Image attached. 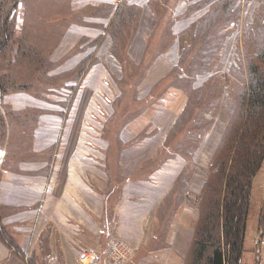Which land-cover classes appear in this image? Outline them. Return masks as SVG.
<instances>
[{
  "label": "crops",
  "instance_id": "crops-1",
  "mask_svg": "<svg viewBox=\"0 0 264 264\" xmlns=\"http://www.w3.org/2000/svg\"><path fill=\"white\" fill-rule=\"evenodd\" d=\"M196 1L126 0L116 12L115 0H18L17 33L27 28L30 40H46L38 51L49 69L39 79L24 72L32 63L0 58L19 64L6 70L7 83L46 86L40 96L0 99V264H48L49 255L77 264L85 252L104 258L110 234L135 248L128 264H191L202 186L228 121L225 91L205 112L211 125L201 135L199 110L186 112L188 97L174 84L172 71L207 9L191 11ZM254 2L262 0L240 1L220 58L192 88L217 75L229 85ZM41 4L47 13L39 14ZM254 187V264H264V163Z\"/></svg>",
  "mask_w": 264,
  "mask_h": 264
},
{
  "label": "trees",
  "instance_id": "trees-1",
  "mask_svg": "<svg viewBox=\"0 0 264 264\" xmlns=\"http://www.w3.org/2000/svg\"><path fill=\"white\" fill-rule=\"evenodd\" d=\"M240 1L199 0L194 3L191 11L207 9L172 71L176 77L174 84L188 97L186 112L199 110L196 113L200 116L201 135L211 125L204 119L205 112L225 91L228 93L225 107L228 121L209 160L200 194V216L191 264H241L252 183L264 163V0L252 21L242 26L236 57L229 68V85L225 87L224 79L217 75L201 88H192L195 77L211 72L220 58L231 25L241 15ZM17 3L18 0H0V58L11 55L32 63V70L24 72H33V76L44 79L49 69L48 60L40 56L38 49L41 48L30 41L27 28L18 35L14 16ZM18 65L0 64V99L11 92L25 91L40 96L46 90L43 85H14L4 81L11 77L6 70L15 73ZM258 230L264 237V203Z\"/></svg>",
  "mask_w": 264,
  "mask_h": 264
},
{
  "label": "built area",
  "instance_id": "built-area-1",
  "mask_svg": "<svg viewBox=\"0 0 264 264\" xmlns=\"http://www.w3.org/2000/svg\"><path fill=\"white\" fill-rule=\"evenodd\" d=\"M126 0H115L116 12ZM5 158V151L0 145V166ZM260 244L264 247V238L260 239ZM135 252V248L129 246L124 241L118 239L114 234L108 237V247L104 258L90 253H82L77 264H128ZM26 258V257H25ZM48 264H58V258L55 255H49Z\"/></svg>",
  "mask_w": 264,
  "mask_h": 264
},
{
  "label": "rangeland",
  "instance_id": "rangeland-1",
  "mask_svg": "<svg viewBox=\"0 0 264 264\" xmlns=\"http://www.w3.org/2000/svg\"><path fill=\"white\" fill-rule=\"evenodd\" d=\"M41 1V0H39ZM199 1V0H197ZM248 1V0H247ZM246 2V0H245ZM43 4L40 5V7L38 8V11H40L39 14L41 13H47L49 11V8L46 4L45 7L42 6ZM262 5V2L259 3V5H257L255 2L253 3V5H251L249 7V12H252V17L254 16V12ZM252 7L254 8L252 10ZM263 7V12H264V5ZM200 11H204V9L202 8V10ZM29 16V12L27 11V9H25V19ZM252 21V20H251ZM250 21V22H251ZM249 22V23H250ZM27 24V23H26ZM25 25V22L24 24ZM240 28V32H241ZM18 30V29H17ZM31 42H35L37 44L38 48H43L44 44L45 46L48 45V43L46 42V40L44 41L43 39H41L40 41H35V40H30ZM39 44H41L40 46H38ZM119 101H117L118 103ZM120 103V102H119ZM118 103V106H119ZM137 104H135L134 106H132L133 109L139 108L138 104L139 102L136 101ZM111 106H115V103H113ZM0 145L3 146L0 142ZM257 194L259 195L260 193L257 191V189L254 187L253 191L251 192V197H250V206H249V213H248V219H247V223H246V231H245V237H244V242H243V251L242 253L244 254L242 260H241V264H254V258H255V244H254V221L256 219L257 216V211H258V203L256 202V196ZM263 206V205H262ZM257 209V211H256ZM261 233V232H260ZM262 234H261V238H262ZM264 238V237H263Z\"/></svg>",
  "mask_w": 264,
  "mask_h": 264
}]
</instances>
